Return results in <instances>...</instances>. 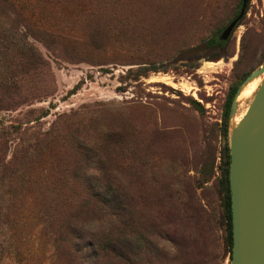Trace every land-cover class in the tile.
I'll list each match as a JSON object with an SVG mask.
<instances>
[{"label": "rangeland", "instance_id": "rangeland-1", "mask_svg": "<svg viewBox=\"0 0 264 264\" xmlns=\"http://www.w3.org/2000/svg\"><path fill=\"white\" fill-rule=\"evenodd\" d=\"M25 2L72 42L29 37L46 75L15 70L22 102L0 109V264H230L223 114L264 60V0L214 48L238 0Z\"/></svg>", "mask_w": 264, "mask_h": 264}, {"label": "water", "instance_id": "water-1", "mask_svg": "<svg viewBox=\"0 0 264 264\" xmlns=\"http://www.w3.org/2000/svg\"><path fill=\"white\" fill-rule=\"evenodd\" d=\"M258 77L261 80L246 111L229 126L230 264H264V60L237 87L229 118L238 108L242 86Z\"/></svg>", "mask_w": 264, "mask_h": 264}, {"label": "trees", "instance_id": "trees-1", "mask_svg": "<svg viewBox=\"0 0 264 264\" xmlns=\"http://www.w3.org/2000/svg\"><path fill=\"white\" fill-rule=\"evenodd\" d=\"M250 0H238L237 9L230 19L220 26L217 31L207 39L206 44L209 46L225 45L235 27L239 24L241 18L244 16ZM27 4L25 0H0V64L7 61L16 60L14 67L10 66L11 75L0 80V88L4 90L5 97L0 96V109L6 107L10 109L22 101H14L13 94L17 95L20 92L21 85L14 75V71L22 70L28 73L31 70L38 69L43 74L46 73V62L36 50L29 37L42 41L48 48L55 50L64 43L72 41L65 28L58 26L49 27L39 23L38 19H29L27 13ZM13 49L12 55L9 59L3 60V55L8 54ZM22 62V64H20ZM6 66V70H7ZM5 70V71H6ZM19 72V70H18ZM46 75V74H45ZM237 86H233L228 94L226 101L223 122H222V135L224 144L220 157V177L217 183L221 191L223 221H224V246L227 251V256L231 259L232 247V221H231V208H230V187H229V110L233 95ZM33 90L26 93L25 96L31 94ZM17 102V103H16ZM7 209L8 206H0Z\"/></svg>", "mask_w": 264, "mask_h": 264}, {"label": "bare ground", "instance_id": "bare-ground-1", "mask_svg": "<svg viewBox=\"0 0 264 264\" xmlns=\"http://www.w3.org/2000/svg\"><path fill=\"white\" fill-rule=\"evenodd\" d=\"M254 80V79H253ZM255 81H257V80H255ZM255 82H253V84H251L250 85V82L249 83H245L243 86H242V88H241V90H240V92H239V94H238V96H237V98H236V102H237V104H238V107H239V105L241 104V102L244 100V99H246L254 90H255V84H254ZM258 84V83H257Z\"/></svg>", "mask_w": 264, "mask_h": 264}, {"label": "flooded vegetation", "instance_id": "flooded-vegetation-1", "mask_svg": "<svg viewBox=\"0 0 264 264\" xmlns=\"http://www.w3.org/2000/svg\"><path fill=\"white\" fill-rule=\"evenodd\" d=\"M207 46H208V47H211V48H212V47H213V48H214V47H220V45L209 46L208 44H207Z\"/></svg>", "mask_w": 264, "mask_h": 264}]
</instances>
